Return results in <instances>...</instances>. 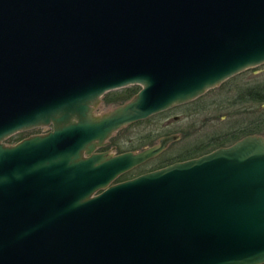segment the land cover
I'll list each match as a JSON object with an SVG mask.
<instances>
[{
  "label": "water",
  "instance_id": "95a60500",
  "mask_svg": "<svg viewBox=\"0 0 264 264\" xmlns=\"http://www.w3.org/2000/svg\"><path fill=\"white\" fill-rule=\"evenodd\" d=\"M263 62L264 0H0V264L264 263V134L117 181L177 135L98 149Z\"/></svg>",
  "mask_w": 264,
  "mask_h": 264
},
{
  "label": "rangeland",
  "instance_id": "374dc122",
  "mask_svg": "<svg viewBox=\"0 0 264 264\" xmlns=\"http://www.w3.org/2000/svg\"><path fill=\"white\" fill-rule=\"evenodd\" d=\"M256 81L264 82V62L230 76L194 99L121 126L100 148L113 153L119 152V147L134 146L132 150H138L156 143L160 136L176 134L177 138L170 141L158 155L130 168L129 175L176 160L188 154L187 148L204 142L216 134L225 133L234 125L248 120L252 116L251 109L259 105L251 101H241L239 96L247 85ZM132 85L137 84L127 86ZM121 88L105 92L95 106L94 112L101 114L119 104L117 99L111 97L113 94L109 93ZM262 105L264 107L263 103ZM13 138L10 136L8 142H15Z\"/></svg>",
  "mask_w": 264,
  "mask_h": 264
},
{
  "label": "trees",
  "instance_id": "16d2710c",
  "mask_svg": "<svg viewBox=\"0 0 264 264\" xmlns=\"http://www.w3.org/2000/svg\"><path fill=\"white\" fill-rule=\"evenodd\" d=\"M138 88H139V85L125 86V87H122L120 90L112 91L109 94H113V96L111 95V97L114 99H117L120 103L128 99L130 96H132L138 90ZM239 97L241 98V101H247V102L251 101L259 105L251 109L252 116L249 117L248 120H244L241 123L234 125L229 130H227V132L225 133L216 134L214 136L209 137L204 142L198 143L191 148H187L186 151L188 154L181 156L179 158H176V160L193 157L201 153L207 152L217 146L229 144L235 139L245 134H248V133L264 134V107H262L263 106L262 103H264V82L256 81L255 83L251 85H247ZM133 148L134 146H129L125 148L119 147L118 149L120 152V151L129 150ZM169 162H172V161H169ZM138 173H141V172H138ZM129 176H130L129 171H126L122 173L121 175H119L117 179L120 180V179L129 177Z\"/></svg>",
  "mask_w": 264,
  "mask_h": 264
},
{
  "label": "flooded vegetation",
  "instance_id": "af4514ba",
  "mask_svg": "<svg viewBox=\"0 0 264 264\" xmlns=\"http://www.w3.org/2000/svg\"><path fill=\"white\" fill-rule=\"evenodd\" d=\"M52 128V125L51 124H48V125H37V126H34V127H31V128H26V129H20V130H17V131H15V132H13L12 134H10V135H8L5 139H4V142L6 143V144H12V143H9L8 142V138L10 137V136H13L14 138L13 139H15V142H17V141H19V140H21L22 138H24V137H26V136H28V135H31V134H36V133H42V132H46V131H48V130H50ZM15 142H13V143H15ZM99 150H106L105 148H98ZM164 149V148H163ZM129 150H132V149H129ZM162 151V150H161ZM160 151V152H161ZM159 152V153H160ZM158 153V154H159ZM158 154H156V155H158ZM155 155V156H156ZM154 157V156H153ZM152 158V157H151ZM151 158H149V159H151ZM148 160V159H147ZM147 160H145V161H147ZM145 161H143V162H145ZM175 161V160H174ZM142 162V163H143ZM173 162V161H172ZM170 163V162H169ZM141 164V163H140ZM165 164H168V163H165ZM165 164H162V165H160V166H163V165H165ZM139 165V164H138ZM160 166H158V167H160ZM154 168H156V167H153V168H150V169H154ZM150 169H148V170H150ZM128 171V170H127ZM145 171H147V170H145ZM144 172V171H143ZM124 173V172H123ZM122 174V173H121ZM121 174H119V175H121ZM118 175V176H119ZM118 176L116 177V179L114 180V181H117L118 179ZM132 176H134V175H132ZM132 176H129V177H132ZM129 177H126V178H129ZM125 179V178H124ZM120 180H122V179H120Z\"/></svg>",
  "mask_w": 264,
  "mask_h": 264
},
{
  "label": "bare ground",
  "instance_id": "6f19581e",
  "mask_svg": "<svg viewBox=\"0 0 264 264\" xmlns=\"http://www.w3.org/2000/svg\"><path fill=\"white\" fill-rule=\"evenodd\" d=\"M156 115V114H155Z\"/></svg>",
  "mask_w": 264,
  "mask_h": 264
}]
</instances>
